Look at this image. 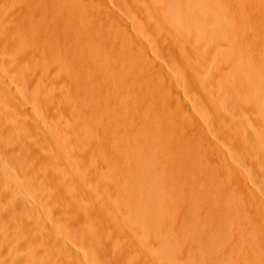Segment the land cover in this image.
Returning <instances> with one entry per match:
<instances>
[{
  "label": "bare ground",
  "instance_id": "1",
  "mask_svg": "<svg viewBox=\"0 0 264 264\" xmlns=\"http://www.w3.org/2000/svg\"><path fill=\"white\" fill-rule=\"evenodd\" d=\"M0 52V264H264V0H0Z\"/></svg>",
  "mask_w": 264,
  "mask_h": 264
},
{
  "label": "rangeland",
  "instance_id": "2",
  "mask_svg": "<svg viewBox=\"0 0 264 264\" xmlns=\"http://www.w3.org/2000/svg\"><path fill=\"white\" fill-rule=\"evenodd\" d=\"M5 1L8 3L9 1L12 2V1H14V0H12V1H11V0H9V1H8V0H5ZM2 53H3V52H0V57L3 56ZM5 74L8 76V73H7V72L4 73V75H5ZM9 74H10V73H9ZM12 74H14V73H12ZM12 89L14 90V87H13ZM38 161H39V163L41 162L40 160H38ZM38 161L36 162L37 164H39ZM42 164H43V165L47 164V160L43 161ZM42 164H41V166H40V165H37V166L39 167V168L37 167L38 169L36 168V169H37L36 171H37L38 174H40V173L42 174V173L45 172V171L40 172V171H42V170H40V168H42L43 170H45V168H46V166H47V165H46V166L44 167V166H42ZM34 166L36 167V164H35ZM41 174H40V175H41ZM42 175H43V174H42ZM4 179H5V178H4ZM6 187H7V188L2 187V189H1V187H0V201H1V203H3V202H7V203H6L7 205L4 203L2 206H5V207H2L1 209H3L4 211L6 210V212H5L6 215H7V213L10 211L9 214H8L9 216H10V214L13 213V212H12L13 210L11 211V209H12V207H11V201H13V196H14L15 199H16L17 196H18L17 199H19V198H20L21 200L24 199V200H23V203H24L25 205H27V206H28V202L26 201V198H25V197H29V198H30V201H29V202H30L31 204H33V205L35 204V206H36V205H38L37 202L39 201V198L42 197V196H44V195H46L45 190H43V189H41V190H40V189H36V188H37L36 185H34L33 187H32V186H27V187H23V188H22V186L19 187V188L23 189L22 191L25 192V193L20 192L21 189L19 190L18 188H17L18 190L16 191V188H15V190H13L14 188L12 189V188H10L9 186H6ZM29 187H30V188H29ZM9 188H10V189H9ZM28 188H29V189H28ZM33 188H34V189H33ZM11 189H12L14 192H13ZM24 189H25V190H24ZM30 189H31V190H30ZM18 191L21 193L20 196H19V194H18V193H19ZM26 191L29 192V194H30L31 197L29 196L28 193H26ZM41 192H43V193H41ZM38 193H39V194H38ZM40 193L42 194V196H41ZM15 194H16V195H15ZM17 194H18V195H17ZM25 194H26V196H24ZM37 194H38V196H37ZM32 195H33V196H32ZM15 196H16V197H15ZM23 197H24V198H23ZM36 197H39V198H36ZM22 198H23V199H22ZM33 198H34V199H33ZM35 199H36V200H35ZM37 199H38V200H37ZM24 201H25V202H24ZM36 201H37V202H36ZM32 202H33V203H32ZM8 203H10V204H8ZM19 204H20V203H19ZM0 205H1V204H0ZM8 205H9V206H8ZM27 206H25V208H27ZM6 207H7V208H6ZM8 207H9V208H8ZM10 207H11V209H10ZM7 209H10V210L7 211ZM0 212L2 213L1 210H0ZM0 215H1V214H0ZM3 215H4V213L1 215V217H2ZM8 215H7V216H8ZM1 217H0V219H4V218H5V217H3V218H1ZM5 219L7 220L8 218L6 217ZM0 221H1V220H0ZM8 222H9V221H6V222H5L4 220H2V221L0 222V224H1V225H0V245H1V246H4V248H5L6 246H8V245H9V246L12 245V243H13V241H14V240H13V236H14V235H13L12 233H10V230H9V234H8V231H6V228L9 227V226L3 225V224H5V223L7 224ZM8 224H9V223H8ZM8 224H7V225H8ZM36 225H38V224H36ZM3 227H4V228H3ZM10 227H11V226H10ZM10 227H9V228H10ZM2 228H3V229H2ZM9 228H8V229H9ZM8 229H7V230H8ZM4 231H5L8 235L5 234ZM37 231H38V226H36V228L34 229V232H33V234L35 233V237L38 239V232H37ZM2 234H5V236H7L8 239L6 240V239H5L6 237L4 238V235L2 236ZM10 235H12V237H9ZM14 237H15V241H16V238H18L19 241L22 242V240H23V242H24V239H23L22 237H21V238H19V236H18V237H17V236H14ZM12 240H13V241H12ZM18 240H17V241H18ZM16 243L18 244V242H16ZM19 243H20V242H19ZM14 244H15V243H14ZM25 244H26V242H25ZM22 245H23V244L20 243V245L18 244L17 247L19 248V247L22 246ZM23 246H24V245H23ZM25 246H26V247H25ZM25 246H24L25 248L23 247V248H21V250H17V251H18V252L20 251L19 253L21 254L22 249H23V251H25L24 249L27 250V247H29V248L31 247L30 249H36V251L38 252V246H37V245H31V246H29V245L26 244ZM33 246H34V247H33ZM22 253H23V257H25V256H28L29 258L31 257V256H29V255H26L25 252H22ZM37 255H38V254H37ZM4 256H5V258L7 259V255H4ZM4 256H3V257H4ZM5 258H4V260H5L6 264H7V263H8V264H14V263H11V262H13V261H10V259H7V260H6ZM22 260H23V258H21V261H22ZM25 260H27L28 262H32L31 264H38V257L35 258V259H34L33 257H31V259H28V258L25 259V258H24V261H22V262H23L24 264H25V262H26V264H29V263H27V261H25ZM8 261H10V262H8ZM17 262H18V261H17ZM19 262H20V261H19Z\"/></svg>",
  "mask_w": 264,
  "mask_h": 264
}]
</instances>
